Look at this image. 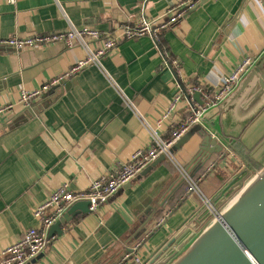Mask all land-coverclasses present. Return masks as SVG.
Segmentation results:
<instances>
[{
  "label": "crops",
  "instance_id": "obj_1",
  "mask_svg": "<svg viewBox=\"0 0 264 264\" xmlns=\"http://www.w3.org/2000/svg\"><path fill=\"white\" fill-rule=\"evenodd\" d=\"M177 2L0 0V40L88 27L101 33V46L121 27H133L141 15L158 20ZM247 56L259 58L258 65L264 59V0H203L172 29L156 38L122 41L100 66L89 65L72 77L65 74L85 57L82 48L67 49L64 43L23 50L0 46V255L25 230L40 226L34 211L59 186L67 182L79 192L101 176L119 172L134 152L151 145L150 127L168 139L175 124L157 122L179 82L186 89H214ZM174 62L183 81L177 80ZM259 78L245 89L241 86L195 127L208 130L227 154L235 153L256 170L264 167V90H259ZM22 91H42L31 103L37 114L5 132V125L24 109L18 106ZM189 114L183 102L174 119L180 122ZM200 142L194 132L174 152L175 162H161L127 183L99 211L77 216L29 264H137L135 256L148 264L198 212L201 197L187 193L178 166L193 163ZM214 162L194 173H206L200 190L208 197L222 184L218 175L223 164L219 157ZM229 163L232 172L242 166ZM163 221L165 227L158 228Z\"/></svg>",
  "mask_w": 264,
  "mask_h": 264
},
{
  "label": "built area",
  "instance_id": "obj_2",
  "mask_svg": "<svg viewBox=\"0 0 264 264\" xmlns=\"http://www.w3.org/2000/svg\"><path fill=\"white\" fill-rule=\"evenodd\" d=\"M203 0H179L177 4L168 8L158 20H150L145 14L141 15L135 25L121 27L118 33L107 38L101 46L102 35L99 31L84 27L76 29L69 27L67 32H58L48 35H39L26 40L11 38L0 40V46H11L16 50L25 48H45L56 43H64L67 49L75 47L82 48L85 51V57L76 62L65 77H72L79 74L89 65H101V60L105 55L116 50L122 41L135 40L141 37H158L161 32L172 29L177 23L185 19L194 11ZM9 4H15L16 0H7ZM121 33V34H120ZM257 58L247 56L240 60L232 69L228 76L224 77L219 86L214 89L199 87H183L180 82L177 84V92L170 105L164 110L157 124L171 122L175 124L170 132L168 139L162 138L156 129L150 127L152 143L150 146L138 149L134 152L128 162H125L119 172L107 174L94 180L87 190L75 192L70 188L69 183H64L53 191L48 198L39 205L34 211V218L39 222L38 228L25 230L18 241L5 248L0 255V264H29L37 259L46 250L49 244V231L51 227L67 213V211L76 203L87 201L90 203V211L97 212L108 202L110 198L118 193L127 183L139 176L142 171L162 155H167L173 145L184 135L189 133L196 126L203 124L207 114L224 104L241 86L243 80L252 71L257 63ZM178 79L183 81V72L177 62H174ZM57 81L43 87L47 90L49 86ZM196 92L201 94L203 105L197 103L194 99ZM39 93H28L22 91L18 106L27 108L32 100L39 96ZM186 102L189 106L190 114L185 120L176 122L174 119L180 105ZM12 108V107H11ZM4 110H0V114ZM229 159L235 160L245 166L241 158L233 152L224 157L221 162L224 169H229L227 164ZM178 166V170H179ZM240 168V169H241ZM215 172L214 169H211ZM182 170H179L181 173ZM206 175L187 176V193H196L201 197L200 181ZM140 262V259H136Z\"/></svg>",
  "mask_w": 264,
  "mask_h": 264
},
{
  "label": "water",
  "instance_id": "obj_3",
  "mask_svg": "<svg viewBox=\"0 0 264 264\" xmlns=\"http://www.w3.org/2000/svg\"><path fill=\"white\" fill-rule=\"evenodd\" d=\"M249 75L241 85L242 89L247 88L249 83L259 76V90H264V59ZM194 99L203 105L199 92L195 93ZM36 114L37 110L31 105L24 108L5 125V132L15 130ZM194 132L199 133L201 137L199 152L192 164L179 167V170H182L181 184L185 183L187 176H195V172L198 174L204 170L216 157H219L220 161L226 157L225 147L208 130L198 127L184 135L167 155L160 156L141 174L144 176L168 159L175 162L174 152L189 142ZM243 162L245 166L237 172L224 168L220 170L221 173L219 171L218 180L222 183L219 192L213 197H208L201 191V204L197 206V214L172 233L148 264H264V167L256 170L245 160ZM217 163L215 160V169L218 167ZM229 171L232 174H229ZM165 202L161 209H164ZM90 213L89 202L74 204L51 227L49 238L56 234L63 236L64 226L77 216ZM165 225V221L158 223V228H164ZM189 240L191 242L187 248L182 250ZM129 252L132 254V251Z\"/></svg>",
  "mask_w": 264,
  "mask_h": 264
},
{
  "label": "rangeland",
  "instance_id": "obj_4",
  "mask_svg": "<svg viewBox=\"0 0 264 264\" xmlns=\"http://www.w3.org/2000/svg\"><path fill=\"white\" fill-rule=\"evenodd\" d=\"M255 58H257V57H255ZM257 60H258V61H257L256 65L254 66V68L252 69V71L258 66L259 58H257ZM252 71H251V72H252ZM251 72H250V73H251ZM250 73H249V74H250ZM249 74H248V75H249ZM248 75H247V76H248ZM244 80H245V79H244ZM244 80H243V82H244ZM243 82H242V83H243ZM241 85H242V84H241ZM240 87H241V86H240ZM240 87H239V88H240ZM130 182H131V181H130ZM135 257H136V259H137V258L139 259V257H137V256H135ZM135 262H136L137 264H141V260H140V262H137V260H135Z\"/></svg>",
  "mask_w": 264,
  "mask_h": 264
}]
</instances>
